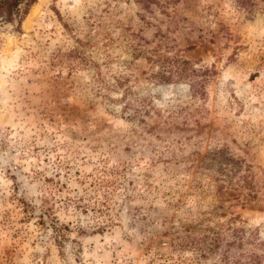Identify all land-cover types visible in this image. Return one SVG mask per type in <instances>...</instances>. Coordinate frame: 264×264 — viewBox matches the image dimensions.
I'll list each match as a JSON object with an SVG mask.
<instances>
[{
	"label": "rangeland",
	"instance_id": "1",
	"mask_svg": "<svg viewBox=\"0 0 264 264\" xmlns=\"http://www.w3.org/2000/svg\"><path fill=\"white\" fill-rule=\"evenodd\" d=\"M243 2L0 20V264H264V0Z\"/></svg>",
	"mask_w": 264,
	"mask_h": 264
},
{
	"label": "trees",
	"instance_id": "2",
	"mask_svg": "<svg viewBox=\"0 0 264 264\" xmlns=\"http://www.w3.org/2000/svg\"><path fill=\"white\" fill-rule=\"evenodd\" d=\"M241 1L243 2L244 0ZM35 2L37 0H0V20L2 22L17 21L21 24ZM165 80H170V77H167ZM260 258V255L253 253V263H260ZM244 264H250V262Z\"/></svg>",
	"mask_w": 264,
	"mask_h": 264
}]
</instances>
